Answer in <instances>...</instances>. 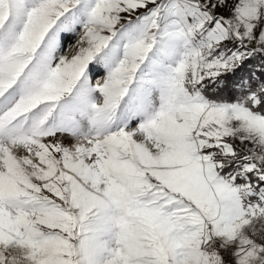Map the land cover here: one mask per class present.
Instances as JSON below:
<instances>
[{
    "label": "snow or ice",
    "instance_id": "snow-or-ice-1",
    "mask_svg": "<svg viewBox=\"0 0 264 264\" xmlns=\"http://www.w3.org/2000/svg\"><path fill=\"white\" fill-rule=\"evenodd\" d=\"M0 264H264V0H0Z\"/></svg>",
    "mask_w": 264,
    "mask_h": 264
}]
</instances>
